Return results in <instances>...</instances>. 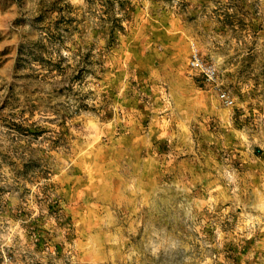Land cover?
Returning <instances> with one entry per match:
<instances>
[{
	"label": "rangeland",
	"instance_id": "1",
	"mask_svg": "<svg viewBox=\"0 0 264 264\" xmlns=\"http://www.w3.org/2000/svg\"><path fill=\"white\" fill-rule=\"evenodd\" d=\"M0 264H264V0H0Z\"/></svg>",
	"mask_w": 264,
	"mask_h": 264
},
{
	"label": "built area",
	"instance_id": "2",
	"mask_svg": "<svg viewBox=\"0 0 264 264\" xmlns=\"http://www.w3.org/2000/svg\"><path fill=\"white\" fill-rule=\"evenodd\" d=\"M188 67L189 69L198 71L208 79H212L215 75V68L201 60L195 47L192 48V52L188 61ZM220 99L227 105L232 103L231 100H229V98L223 93L220 94Z\"/></svg>",
	"mask_w": 264,
	"mask_h": 264
}]
</instances>
